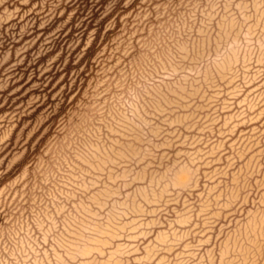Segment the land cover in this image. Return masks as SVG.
I'll return each mask as SVG.
<instances>
[{"label":"rangeland","instance_id":"rangeland-1","mask_svg":"<svg viewBox=\"0 0 264 264\" xmlns=\"http://www.w3.org/2000/svg\"><path fill=\"white\" fill-rule=\"evenodd\" d=\"M0 264H264V0H0Z\"/></svg>","mask_w":264,"mask_h":264}]
</instances>
